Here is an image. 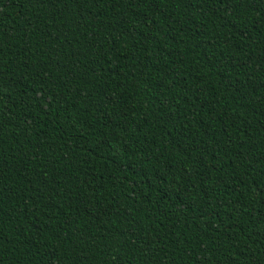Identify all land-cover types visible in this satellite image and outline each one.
I'll use <instances>...</instances> for the list:
<instances>
[{"label": "trees", "instance_id": "trees-1", "mask_svg": "<svg viewBox=\"0 0 264 264\" xmlns=\"http://www.w3.org/2000/svg\"><path fill=\"white\" fill-rule=\"evenodd\" d=\"M0 264H264V0H0Z\"/></svg>", "mask_w": 264, "mask_h": 264}]
</instances>
